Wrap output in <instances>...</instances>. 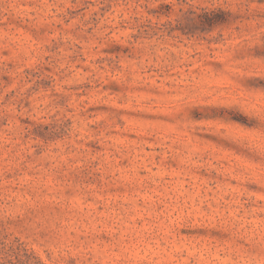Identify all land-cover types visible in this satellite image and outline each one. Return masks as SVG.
<instances>
[{
    "label": "rangeland",
    "instance_id": "1",
    "mask_svg": "<svg viewBox=\"0 0 264 264\" xmlns=\"http://www.w3.org/2000/svg\"><path fill=\"white\" fill-rule=\"evenodd\" d=\"M0 241L264 264V0H0Z\"/></svg>",
    "mask_w": 264,
    "mask_h": 264
},
{
    "label": "trees",
    "instance_id": "2",
    "mask_svg": "<svg viewBox=\"0 0 264 264\" xmlns=\"http://www.w3.org/2000/svg\"><path fill=\"white\" fill-rule=\"evenodd\" d=\"M0 264H43L38 256L21 243L5 244L0 241Z\"/></svg>",
    "mask_w": 264,
    "mask_h": 264
}]
</instances>
